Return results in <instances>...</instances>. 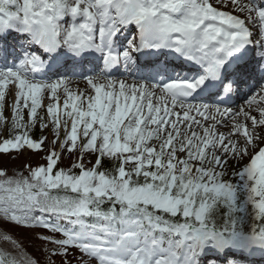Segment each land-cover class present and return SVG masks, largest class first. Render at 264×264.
<instances>
[{"label": "snow or ice", "instance_id": "snow-or-ice-1", "mask_svg": "<svg viewBox=\"0 0 264 264\" xmlns=\"http://www.w3.org/2000/svg\"><path fill=\"white\" fill-rule=\"evenodd\" d=\"M24 153L0 264H264V0H0Z\"/></svg>", "mask_w": 264, "mask_h": 264}, {"label": "rangeland", "instance_id": "rangeland-1", "mask_svg": "<svg viewBox=\"0 0 264 264\" xmlns=\"http://www.w3.org/2000/svg\"><path fill=\"white\" fill-rule=\"evenodd\" d=\"M8 114L7 112L5 113ZM47 134V133H46ZM51 139V136H49ZM42 155V154H41ZM37 163H42L39 156H32L30 153H24L23 155L19 156L18 159H10L6 154H0V168H7L9 170V174H12L15 170L23 169L25 164H32L36 165ZM65 164L67 161L64 162ZM63 166V165H62ZM17 232H22V229H16ZM41 231V230H37ZM31 251V249H29ZM37 255H39L37 253Z\"/></svg>", "mask_w": 264, "mask_h": 264}, {"label": "bare ground", "instance_id": "bare-ground-1", "mask_svg": "<svg viewBox=\"0 0 264 264\" xmlns=\"http://www.w3.org/2000/svg\"><path fill=\"white\" fill-rule=\"evenodd\" d=\"M81 87H83V85Z\"/></svg>", "mask_w": 264, "mask_h": 264}]
</instances>
